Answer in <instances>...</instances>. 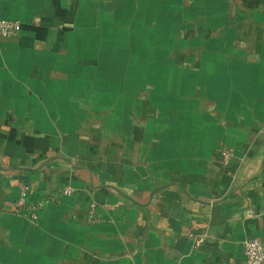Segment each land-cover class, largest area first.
Returning a JSON list of instances; mask_svg holds the SVG:
<instances>
[{"label": "crops", "instance_id": "obj_1", "mask_svg": "<svg viewBox=\"0 0 264 264\" xmlns=\"http://www.w3.org/2000/svg\"><path fill=\"white\" fill-rule=\"evenodd\" d=\"M171 1L133 0L135 33L120 0H0L24 23L0 42V264H246L264 241V0Z\"/></svg>", "mask_w": 264, "mask_h": 264}, {"label": "built area", "instance_id": "obj_2", "mask_svg": "<svg viewBox=\"0 0 264 264\" xmlns=\"http://www.w3.org/2000/svg\"><path fill=\"white\" fill-rule=\"evenodd\" d=\"M24 28V23L19 19L3 18L0 19V42L4 38H17ZM222 158L224 163H228L232 159V153L223 149ZM72 193L71 188H64L63 195ZM50 197L35 199L31 193L30 185L23 184L17 200V212L31 221H36L39 212L44 208ZM96 203L91 202L88 206L87 219L89 222L98 221ZM205 242V237L199 235L194 238V247H200ZM244 255L246 264H264V241L257 237H249L244 242Z\"/></svg>", "mask_w": 264, "mask_h": 264}, {"label": "rangeland", "instance_id": "obj_3", "mask_svg": "<svg viewBox=\"0 0 264 264\" xmlns=\"http://www.w3.org/2000/svg\"><path fill=\"white\" fill-rule=\"evenodd\" d=\"M132 1L133 0H120V3H121L120 6L121 7H120L119 16H120V21H124L123 19H125V21L128 22L130 27H132V28L135 27V33H138L140 31L139 30L140 27H142L144 22L148 21V17H147L148 4H147V2H145L141 5V8L144 9L146 14L142 13V14H140V17H138V18L136 17V20H135L136 22L134 21V24H133V20L135 19L134 15L137 12V7H134V3ZM178 1H180V0L171 1V2H169V5L172 7L174 5L173 9L177 10L183 4V2H182L179 6V3H177ZM183 6H184V4H183ZM178 11H179V9H178ZM188 11H190V10H188ZM174 20L177 23L178 19L174 18ZM125 21L122 23L125 24ZM176 23H174V24H176ZM127 34H129L130 40L122 39V42H124L125 44H128L129 42H131L132 41L131 37H132V35L134 36L133 32H128ZM120 36H122V35H120ZM141 37H143V34ZM162 37H163V35H162ZM134 49H120V69L123 67L127 71L129 68L131 70L134 66L132 64L131 65L128 64L127 62H129L130 59L133 62L138 60L140 56H143L142 53L146 52L144 50H136V49L134 50ZM124 59H127V60H124ZM132 61H130V62L132 63ZM124 63H125V65H124Z\"/></svg>", "mask_w": 264, "mask_h": 264}, {"label": "trees", "instance_id": "obj_4", "mask_svg": "<svg viewBox=\"0 0 264 264\" xmlns=\"http://www.w3.org/2000/svg\"><path fill=\"white\" fill-rule=\"evenodd\" d=\"M120 5H121V3H120ZM176 6V5H175ZM173 8H174V5H173ZM174 11H176L175 9H173ZM178 10V9H177ZM157 28H158V34H157V42L158 43H160L159 41H166V40H168V35H163V30H164V26H163V22H161L160 21V19H161V16L162 17H164V15H163V13H159V11L157 12ZM178 22H180V21H177V25H178ZM147 29V28H146ZM161 31V32H160ZM162 35H163V37H162ZM125 39V38H124ZM174 40H175V38H174Z\"/></svg>", "mask_w": 264, "mask_h": 264}]
</instances>
